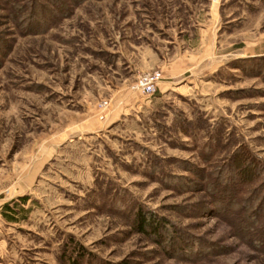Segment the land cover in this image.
<instances>
[{
    "label": "rangeland",
    "instance_id": "1",
    "mask_svg": "<svg viewBox=\"0 0 264 264\" xmlns=\"http://www.w3.org/2000/svg\"><path fill=\"white\" fill-rule=\"evenodd\" d=\"M261 198L264 0H0V264H264Z\"/></svg>",
    "mask_w": 264,
    "mask_h": 264
},
{
    "label": "trees",
    "instance_id": "2",
    "mask_svg": "<svg viewBox=\"0 0 264 264\" xmlns=\"http://www.w3.org/2000/svg\"><path fill=\"white\" fill-rule=\"evenodd\" d=\"M238 68L243 70L242 66H238ZM232 175H233L232 179H235L234 172ZM226 184H227V188L229 187L231 189V191L233 192L230 199H234L233 200V202H234L236 199L235 194L236 193L238 194L239 192L234 190L232 180L228 179ZM229 185L232 187H230ZM258 200H259V203L256 207V210L254 209V211H253L254 214H252V215H254L253 216L254 222L259 220L261 218V215L264 214V198H261ZM26 202H27V197H23V198H19L18 201H14L12 203L5 204L3 209H2L3 219L6 222H8L9 224L19 223L20 222L19 216L24 213V209L22 208V206H23L22 203H26ZM136 224H137V228L141 232L149 233V234H152L153 236H156V235L161 236L160 235L161 230H160V226H159L158 222H156L155 220L152 221L148 216H143V215L139 214L138 218L136 220ZM148 231H150V232H148ZM74 263L76 264V262H74Z\"/></svg>",
    "mask_w": 264,
    "mask_h": 264
},
{
    "label": "built area",
    "instance_id": "3",
    "mask_svg": "<svg viewBox=\"0 0 264 264\" xmlns=\"http://www.w3.org/2000/svg\"><path fill=\"white\" fill-rule=\"evenodd\" d=\"M163 80L161 72H154L150 74H145L140 77L134 90H138L147 95H153L157 92L158 85Z\"/></svg>",
    "mask_w": 264,
    "mask_h": 264
}]
</instances>
